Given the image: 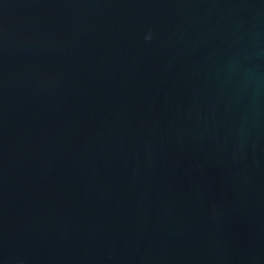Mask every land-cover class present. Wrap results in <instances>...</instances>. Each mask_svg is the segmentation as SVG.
<instances>
[{"label":"water","instance_id":"obj_1","mask_svg":"<svg viewBox=\"0 0 264 264\" xmlns=\"http://www.w3.org/2000/svg\"><path fill=\"white\" fill-rule=\"evenodd\" d=\"M0 264H264V0H0Z\"/></svg>","mask_w":264,"mask_h":264}]
</instances>
